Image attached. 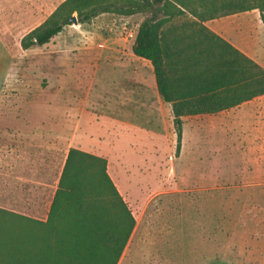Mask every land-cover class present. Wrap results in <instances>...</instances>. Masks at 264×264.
I'll list each match as a JSON object with an SVG mask.
<instances>
[{
    "label": "rangeland",
    "instance_id": "rangeland-1",
    "mask_svg": "<svg viewBox=\"0 0 264 264\" xmlns=\"http://www.w3.org/2000/svg\"><path fill=\"white\" fill-rule=\"evenodd\" d=\"M63 1L54 0L50 11V0H0V38L11 59L7 79L0 78V166L5 131L48 128L37 124L58 119L59 150L54 157L43 152L44 167L53 164L54 176L61 173L70 148L106 159L135 220L117 264H264V141L244 143L257 149H244L249 157L260 154L256 182L209 187L197 184L195 174L178 172L195 159L178 157L173 123L158 109L148 117V103L158 105L152 68L132 54L134 39L128 38L149 13L102 14L64 27L42 47L23 50L22 38ZM21 120L25 124L17 125ZM204 144L232 160L239 152L236 142ZM3 186L0 179L1 191ZM1 221L17 223L9 216Z\"/></svg>",
    "mask_w": 264,
    "mask_h": 264
},
{
    "label": "trees",
    "instance_id": "trees-1",
    "mask_svg": "<svg viewBox=\"0 0 264 264\" xmlns=\"http://www.w3.org/2000/svg\"><path fill=\"white\" fill-rule=\"evenodd\" d=\"M250 10L260 11L264 25V0H65L22 38L21 48L48 44L74 15L78 24H88L102 14L148 12L131 52L151 64L157 92L171 105L178 152L182 117L264 97V70L202 25ZM186 16L193 21L174 25ZM0 216L17 221L0 222V264H117L135 226L106 159L75 148L67 152L46 220L3 209Z\"/></svg>",
    "mask_w": 264,
    "mask_h": 264
},
{
    "label": "crops",
    "instance_id": "crops-1",
    "mask_svg": "<svg viewBox=\"0 0 264 264\" xmlns=\"http://www.w3.org/2000/svg\"><path fill=\"white\" fill-rule=\"evenodd\" d=\"M50 1L47 10L53 11L54 0ZM20 4H27L26 0H20ZM27 24L25 20V27ZM202 25L264 70V25L258 10L211 19L203 22ZM10 60V55L0 38V78L5 76L7 79L6 73H8ZM153 96L157 97L158 105L154 102L148 103V117H154L153 110L158 109L163 119L173 123L171 105L165 103L159 96L156 83ZM181 121L178 157L194 158L195 164L179 165L178 172L186 175L195 174L197 184L209 185V187L222 183H253L256 182L259 174H262L258 163L260 154L256 153L253 157H249L244 151V149L251 150V147L255 149L256 147L252 144L245 146L244 143L264 141V97L215 114L184 116ZM22 124H25V121L21 120L17 125ZM37 125L48 128L5 131L3 165L0 166V173L3 175L0 179L4 184L3 190H0V209L44 221L61 173L58 169L54 176L53 164L44 167L43 152L47 150L51 157L55 156L54 152L58 153L59 145L54 141L56 142L60 136L59 120L47 119ZM45 137L51 139V142H44ZM216 141L239 143L236 146L239 152L232 160L228 155L216 154L214 149L204 144ZM171 152H173L172 149ZM63 165L64 160L62 167ZM215 173L228 174L229 177L222 176V179H214L212 174Z\"/></svg>",
    "mask_w": 264,
    "mask_h": 264
},
{
    "label": "water",
    "instance_id": "water-1",
    "mask_svg": "<svg viewBox=\"0 0 264 264\" xmlns=\"http://www.w3.org/2000/svg\"><path fill=\"white\" fill-rule=\"evenodd\" d=\"M70 22H71L72 24H74V25H77V24H78V23H77V20H76L75 17H72V18L70 19Z\"/></svg>",
    "mask_w": 264,
    "mask_h": 264
},
{
    "label": "built area",
    "instance_id": "built-area-1",
    "mask_svg": "<svg viewBox=\"0 0 264 264\" xmlns=\"http://www.w3.org/2000/svg\"><path fill=\"white\" fill-rule=\"evenodd\" d=\"M135 35H136V34L129 33V34H128V38H130V39H134Z\"/></svg>",
    "mask_w": 264,
    "mask_h": 264
}]
</instances>
